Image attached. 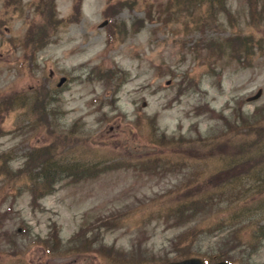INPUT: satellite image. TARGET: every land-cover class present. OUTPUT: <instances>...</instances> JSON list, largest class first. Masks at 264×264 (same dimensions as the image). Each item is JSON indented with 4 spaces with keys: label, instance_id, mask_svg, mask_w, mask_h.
<instances>
[{
    "label": "rangeland",
    "instance_id": "374dc122",
    "mask_svg": "<svg viewBox=\"0 0 264 264\" xmlns=\"http://www.w3.org/2000/svg\"><path fill=\"white\" fill-rule=\"evenodd\" d=\"M223 2L0 0V264L222 247L166 210L254 165L226 160L264 124V0ZM258 240L234 264H264Z\"/></svg>",
    "mask_w": 264,
    "mask_h": 264
},
{
    "label": "trees",
    "instance_id": "16d2710c",
    "mask_svg": "<svg viewBox=\"0 0 264 264\" xmlns=\"http://www.w3.org/2000/svg\"><path fill=\"white\" fill-rule=\"evenodd\" d=\"M208 1L212 2L213 0ZM218 3L224 9L223 0H218ZM239 130L242 131V136H244L240 140L243 142L242 147L232 146V148L234 147L232 154L237 157L244 156V158L238 162L233 160V157H229L226 161H232L229 164L230 166L242 163L241 167L254 164L253 167L244 175L238 172L233 175V178L222 182H219V180L226 174L217 172L216 186L207 194H204L201 201L198 203L189 201L191 199L178 201L166 210L167 214L173 212L170 215L174 214L179 221L193 222L200 220L201 223L199 224L206 221L204 225L209 226L206 231H210L213 228L215 235H218L222 240V247L216 249L217 252L214 255L210 252L202 253V256H207L206 258L209 260H230V257L235 260V255L241 256L243 250L252 246L250 244L251 239H259L258 241L260 242L264 241V224L258 221L264 219V204L260 203L258 199V197L264 196V124H252L247 129L242 127ZM236 140L237 137L234 131L232 141L235 142ZM53 177H55L53 174L49 176L52 183L49 186H44L45 190L39 197L46 193L48 188H52L54 184ZM46 179L47 177H38L36 181L43 182ZM33 193L36 196V190ZM186 210H194L197 215L189 214V216L184 217L183 211ZM205 212L208 213L206 217L203 216ZM193 228V226H190L191 230ZM244 229H247V231H244ZM222 234L225 238L220 236ZM193 253L200 255L198 252L193 251L191 246H188L185 247L180 256Z\"/></svg>",
    "mask_w": 264,
    "mask_h": 264
},
{
    "label": "water",
    "instance_id": "95a60500",
    "mask_svg": "<svg viewBox=\"0 0 264 264\" xmlns=\"http://www.w3.org/2000/svg\"><path fill=\"white\" fill-rule=\"evenodd\" d=\"M63 81V79H61L60 83ZM260 95V91H258L253 97L249 98V100H253L258 98V96ZM165 264H204L203 261H201L198 258H189V259H184L181 261H176V262H169V263H165ZM213 264H226L225 262H218V263H213Z\"/></svg>",
    "mask_w": 264,
    "mask_h": 264
}]
</instances>
